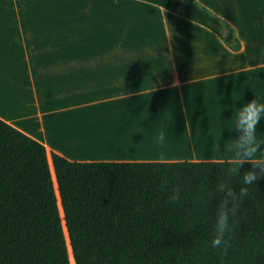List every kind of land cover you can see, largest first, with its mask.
I'll return each mask as SVG.
<instances>
[{
	"label": "crops",
	"instance_id": "0c3cea01",
	"mask_svg": "<svg viewBox=\"0 0 264 264\" xmlns=\"http://www.w3.org/2000/svg\"><path fill=\"white\" fill-rule=\"evenodd\" d=\"M197 1L239 51L142 0H0V119L50 162L232 161L238 112L264 102V0ZM257 136L264 158V119Z\"/></svg>",
	"mask_w": 264,
	"mask_h": 264
},
{
	"label": "trees",
	"instance_id": "16d2710c",
	"mask_svg": "<svg viewBox=\"0 0 264 264\" xmlns=\"http://www.w3.org/2000/svg\"><path fill=\"white\" fill-rule=\"evenodd\" d=\"M142 1L241 49L235 29L197 0ZM51 162L63 217L45 146L0 119V264H71L63 221L75 264H264V178L244 185L247 163L237 173L232 161L76 162L52 153ZM222 186L238 204L235 215L228 206L226 255L211 243Z\"/></svg>",
	"mask_w": 264,
	"mask_h": 264
},
{
	"label": "clouds",
	"instance_id": "9594fccd",
	"mask_svg": "<svg viewBox=\"0 0 264 264\" xmlns=\"http://www.w3.org/2000/svg\"><path fill=\"white\" fill-rule=\"evenodd\" d=\"M264 119V102L252 99L243 105L237 114L236 130L237 136L230 147L233 154V160L230 169L240 173L244 164H249L250 168L243 171L242 183L251 185L258 178H264V158L259 157L262 142L257 136V126ZM165 133L161 131L157 137V142L163 144ZM226 189V190H225ZM225 198L220 203L219 213L216 216L215 232L212 239V247L221 249L222 255L227 254L231 243L226 240L227 230L229 228V203L232 204V215H235L238 204H236V194L234 189L222 186ZM248 194L247 187H241L240 195ZM228 198H232L231 201ZM178 189L170 198V202H178Z\"/></svg>",
	"mask_w": 264,
	"mask_h": 264
},
{
	"label": "bare ground",
	"instance_id": "6f19581e",
	"mask_svg": "<svg viewBox=\"0 0 264 264\" xmlns=\"http://www.w3.org/2000/svg\"><path fill=\"white\" fill-rule=\"evenodd\" d=\"M50 168H51V171H52L54 185H55L56 192H57V195H58V200H59L58 201L59 202L58 204L60 206V210H61L62 217H63L64 215H63V211H62V207H61V202H60V197H59V192H58V184H57L56 176L54 174V168H53L52 162H50ZM63 224H64V230H65V233H66V238H67L68 247H69L70 262H71V264H75V260H74V257L72 255V249H71V246H70V242H69V238H68V234H67V229L65 227V222L64 221H63Z\"/></svg>",
	"mask_w": 264,
	"mask_h": 264
},
{
	"label": "water",
	"instance_id": "95a60500",
	"mask_svg": "<svg viewBox=\"0 0 264 264\" xmlns=\"http://www.w3.org/2000/svg\"><path fill=\"white\" fill-rule=\"evenodd\" d=\"M182 8H184V6H182ZM54 174H55V172H54ZM59 192V191H58ZM59 197H60V194H59ZM60 202H61V199H60ZM61 207H62V202H61ZM62 211H63V207H62ZM63 215H64V213H63ZM65 227H66V223H65ZM67 229V228H66ZM67 234H68V231H67ZM68 238H69V235H68ZM69 242H70V238H69ZM71 246V245H70ZM71 249H72V247H71ZM72 255H73V253H72ZM74 257V256H73Z\"/></svg>",
	"mask_w": 264,
	"mask_h": 264
}]
</instances>
